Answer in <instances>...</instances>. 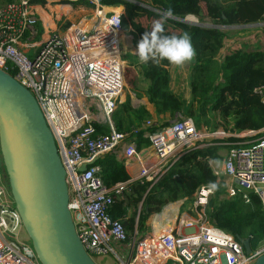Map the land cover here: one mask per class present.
<instances>
[{"label": "built area", "instance_id": "1", "mask_svg": "<svg viewBox=\"0 0 264 264\" xmlns=\"http://www.w3.org/2000/svg\"><path fill=\"white\" fill-rule=\"evenodd\" d=\"M91 2L92 22L68 25L62 31L40 24L41 6L31 0L0 6V70L30 92L52 134L65 170L68 209L85 252L92 260L113 255L118 264H253L264 254V243L246 254L236 238L205 220L212 185L199 186L188 201H180L185 211H177L170 235L141 263L137 255L152 236L136 239L134 229L130 239L122 219L110 216L113 204L125 200L133 183L154 184L186 154L217 146L225 148V154L218 168L209 165L225 185L224 198L249 204V195H254L264 212V136L255 138L264 128L210 131L179 117L161 128L148 120L128 133L117 132L112 115L124 102L126 87L119 47L123 9L112 6L120 11L102 14L100 0ZM38 27L44 32L40 43L35 42ZM253 94L264 104V87ZM101 128L107 132H99ZM139 139L149 145L138 147ZM106 154L129 170L125 182L105 185L93 161ZM83 165L86 169L80 171ZM3 193L0 188V198ZM19 222L17 213L9 216L0 200V264H40L30 245L14 237ZM117 249L127 255L119 256Z\"/></svg>", "mask_w": 264, "mask_h": 264}, {"label": "trees", "instance_id": "2", "mask_svg": "<svg viewBox=\"0 0 264 264\" xmlns=\"http://www.w3.org/2000/svg\"><path fill=\"white\" fill-rule=\"evenodd\" d=\"M16 1L18 0H0V6ZM50 1L31 0V3L44 7L47 3L52 4ZM57 1V4L62 6H53L51 10L64 9L70 12V8L66 6L70 0ZM72 1L82 2V0ZM133 1L145 4L161 14L170 9L172 15L162 23L169 36H180L184 32L190 34L195 50V56L190 61L189 67L191 100L189 104H186L184 99L170 90L168 67L172 64L159 59L142 63L138 57H132V64L137 66L140 81L146 85L144 96L137 93L136 80L130 70L125 71L126 84L137 99L146 100L151 110L149 111L145 105L134 108L127 95L112 115V122L117 132L128 133L132 128L140 127L148 120L161 121L162 124L158 128L168 126V121L163 120L165 115L169 117V120L176 117L189 118L197 128L202 125L206 127L209 125L206 114L208 111L218 113L220 118L229 122L236 132L258 131L264 128V117L260 118L259 124L254 120L256 114L264 113V104L258 95L253 94L254 89L264 87V50L238 49L220 55L228 39L227 32L172 20L192 16L199 21L208 19L213 26L220 28L251 26L259 22L264 23V0ZM100 3L105 6H131L123 0H100ZM111 11L117 13L120 9L113 8ZM49 19V17L44 18L45 25L48 27ZM122 25L125 31L127 28L125 20ZM65 27L68 25H65L63 29ZM219 56L220 59H218ZM215 129L216 127L211 131ZM99 132L105 133L107 130L101 128ZM234 140L228 139V141ZM148 145L147 140H138V147ZM218 153V147L195 149L178 159L156 183H133L130 193L125 195V200H116L113 204L109 211L110 216L114 219H122L125 230L133 233L136 224V230L145 234L148 230L146 222L151 215L162 213L170 204L188 201L199 186L215 185L214 195L207 209L211 225L234 238L248 240L252 251L257 249L264 243V212L260 202L251 194L249 204L243 203L239 198H220L225 196V185L218 181L209 165L211 161L220 159ZM95 165L100 167L99 176L106 186L110 187L128 179L122 164L113 155H104L96 161ZM138 206L141 211L137 214L135 210ZM175 217L172 212L165 224L161 226L156 221V229L150 234L155 241L144 244V248L157 246L163 238L168 237ZM140 255L141 263L145 254Z\"/></svg>", "mask_w": 264, "mask_h": 264}, {"label": "water", "instance_id": "3", "mask_svg": "<svg viewBox=\"0 0 264 264\" xmlns=\"http://www.w3.org/2000/svg\"><path fill=\"white\" fill-rule=\"evenodd\" d=\"M178 21L220 29L189 23L186 18ZM0 158L15 211L37 261L96 264L76 235L68 209L65 170L40 109L30 92L1 70ZM85 169L83 165L80 171ZM236 240L246 254L252 251L248 240ZM253 264H264V254Z\"/></svg>", "mask_w": 264, "mask_h": 264}, {"label": "rangeland", "instance_id": "4", "mask_svg": "<svg viewBox=\"0 0 264 264\" xmlns=\"http://www.w3.org/2000/svg\"><path fill=\"white\" fill-rule=\"evenodd\" d=\"M50 1V0H49ZM75 1V0H74ZM111 1V0H110ZM113 1V0H112ZM124 2H127L128 4H131V6H122V11L121 13L123 14V19L126 22L127 28L125 31H123V34L121 36V41H120V49L121 53L123 52L125 56L122 58H125V71L130 70L132 73L133 78L136 80V91L137 93L140 94V96L143 95L144 90L146 88L145 83L140 81V77L137 74V66L132 64L133 60L131 59L132 57H138L136 55V49H137V44L140 41L141 37L145 32H149L152 29V26L156 22H161L164 23L165 19L168 17H165L163 14L158 12L157 10H152L150 9L147 5L138 3L135 1H128V0H123ZM52 4L47 5L46 7V14L54 20L53 22L50 23V26L53 28H56V30L62 31V28L65 25H77L79 24L78 22L81 21V19H85L87 22H89L90 17L91 19L94 18L93 13H95V5L91 2V0H82L81 3L76 2L74 3L72 0H70L69 4H67V7H70V12H66V10H51L50 8L53 6H61L57 5L56 0L50 1ZM1 4V3H0ZM94 5V6H93ZM132 5H134V8ZM113 9V8H112ZM93 12V13H92ZM107 13V11L102 10V14ZM149 13V14H148ZM45 14V15H46ZM54 15V16H51ZM91 15V16H90ZM90 16V17H89ZM192 17V16H190ZM89 18V19H88ZM195 18V17H194ZM43 20V16H42ZM173 21H178L174 20ZM196 22L201 25L205 26H213V24L210 22L208 19H203L202 21H199L197 18H195ZM44 21V20H43ZM43 21H40V24H43ZM45 27H48L45 25ZM38 34L36 36L35 42L40 43L43 39V34L44 32L41 30L40 27L37 28ZM221 31L227 32L228 34V39L225 42L224 47L220 51V55L223 53H230L233 50H238V49H244V50H256V49H261L264 50V23L259 22L258 24L251 25V26H236L233 28H220ZM170 31V29H169ZM164 34L168 35L167 29H164ZM128 39V40H127ZM122 53V54H123ZM29 58H32L33 55L32 53L27 55ZM220 59V56L218 57ZM189 67H190V61L185 62L182 65H171L168 67V73L170 76V90L184 99L186 101V104H189L191 100V95H190V89H189ZM136 68V70H135ZM125 75V72H124ZM126 87L124 88L123 94H122V100H125V97L129 95L131 99V104H135V106L140 105V99H137L135 94L132 93V91L129 90V87L126 84ZM194 106V105H193ZM136 108V107H135ZM195 108V107H194ZM207 120L209 122L208 126H201L203 128H206L208 130H212L214 127L217 128H222L223 130L226 131V129H231V124L229 122L223 121L218 113H212V112H207ZM264 117V113H259L254 116V120L257 124L260 123V118ZM264 136V133H259L258 135L255 136V138H261ZM219 148V153L218 155L220 156L219 160L214 161L217 166L215 168L219 167L220 161L225 154L226 149L217 146ZM212 164V163H211ZM1 173H2V178H1ZM0 178L3 180L1 182L0 179V188L3 189V191L6 192V194L10 197L8 185H7V180L6 176L4 173L3 165L1 162L0 158ZM224 196L220 197L221 199ZM13 203V202H12ZM176 204V203H175ZM174 204V205H175ZM10 205V204H9ZM174 205H171L174 206ZM178 205V204H177ZM167 209V208H166ZM141 211L140 206L135 210V212L138 214ZM185 211V208L178 209V213H183ZM131 212H133L131 210ZM174 212V210H168V216L166 219L170 216V214ZM15 208L14 205H10L8 207V214L9 216L15 214ZM137 214L135 217V221L137 222ZM175 216L176 213L174 212ZM154 215L151 216L148 219H153ZM149 220V221H151ZM205 220L211 225L209 215L207 214L205 217ZM164 220V224H165ZM173 224V222H172ZM19 228L16 230L14 237L21 242H26L27 244L30 245V242L28 240V237L22 228L20 222H19ZM135 229H136V224H135ZM154 230V229H153ZM151 227H148L147 232L141 233V232H136V239H141V238H146L149 237L150 234L153 232ZM126 234L128 237L133 238V233L129 232L128 230H125ZM31 247V245H30ZM117 248V247H115ZM258 248V247H257ZM117 253L119 256H126L127 254L120 252L117 249ZM136 254V251L133 252V255ZM94 261L96 264H118V261L113 255H108L103 258H94Z\"/></svg>", "mask_w": 264, "mask_h": 264}, {"label": "clouds", "instance_id": "5", "mask_svg": "<svg viewBox=\"0 0 264 264\" xmlns=\"http://www.w3.org/2000/svg\"><path fill=\"white\" fill-rule=\"evenodd\" d=\"M171 16V10L163 14ZM136 55L142 63L149 60H166L173 65H182L191 61L195 56V50L189 33L184 32L180 36L164 34V26L161 22L153 24L151 31L145 32L137 44ZM215 187V185H212Z\"/></svg>", "mask_w": 264, "mask_h": 264}, {"label": "crops", "instance_id": "6", "mask_svg": "<svg viewBox=\"0 0 264 264\" xmlns=\"http://www.w3.org/2000/svg\"><path fill=\"white\" fill-rule=\"evenodd\" d=\"M52 1V0H51ZM87 1V0H86ZM47 5H49V4H47ZM47 5L46 6H41V8H40V10L38 11L39 12V15H40V18L42 19V16H43V20H44V18H50L49 19V21H48V23L50 24L51 22H53L54 20H52V18L50 17V15L48 16V14H46V7H47ZM57 5H59V4H57ZM62 6V5H61ZM67 6V5H66ZM94 6V5H93ZM103 7V11H110L113 7L112 6H105V5H103L102 6ZM70 8V7H69ZM95 8V7H94ZM71 9V8H70ZM93 13V12H92ZM46 14V15H45ZM95 13H93V15H94ZM51 16H54V15H51ZM91 16V15H90ZM89 16V17H90ZM89 19V18H88ZM90 19H91V17H90ZM42 20V21H43ZM92 20H93V18H92ZM43 23H45V20L43 21ZM79 24H82V23H87V21L83 18V19H81V21L80 22H78ZM68 25V24H67ZM62 30H63V28H62ZM57 31H59V30H57ZM121 40V39H120ZM144 95H142V97H143ZM143 106V105H145L146 106V108L150 111L151 109H150V107H149V105L146 103V100L145 99H140V105L139 106ZM132 106L135 108V107H138V106H135V104L133 105L132 104ZM177 118V117H176ZM176 118H174V119H172V120H169V117L167 116V115H165L164 117H163V120L164 121H168V123L170 124V123H172ZM179 118V117H178ZM177 118V119H178ZM155 124H157L158 126H160L162 123H161V121H159V122H157V121H154V120H152ZM143 148V147H142ZM145 148V147H144ZM210 163H212V165H216L214 162H210ZM126 173H127V175L129 176L130 174H129V170H126ZM1 178H2V173H1ZM0 178V179H1ZM129 178V177H128ZM3 180L1 179V182H2ZM3 195L4 196H2L1 198H0V200H1V203H2V206H4L5 208H7L8 209V207L10 206V205H12L13 203H12V199H11V196L9 197L7 194H6V192L4 191V193H3ZM10 204V205H9ZM175 203H173V204H170V205H168L163 211H162V213H160V214H154V218L151 220V219H148L147 220V222H146V226H147V228L148 227H151L152 228V230H153V232L155 231V229H156V227H155V223H156V221L159 223V226H161V225H163L164 224V220L166 221L167 219H166V217L168 216V210H174V212L177 214V211H178V209H181L179 206H180V201H178L175 205H174ZM178 204V205H177ZM171 205H174V206H172L171 207ZM151 216H153V215H151ZM150 216V217H151ZM149 217V218H150ZM149 220H151V221H149ZM19 227H16V229H15V232H16V230L18 229ZM152 232V233H153ZM155 240H152V241H150V242H154ZM150 242H147V243H150ZM147 243H144V244H147ZM144 244H142V246H141V249H140V254L141 253H143V254H145V255H147V253L151 250V248H153L155 245H152V246H150V247H148V248H144ZM144 258H145V256L143 257V260H144Z\"/></svg>", "mask_w": 264, "mask_h": 264}, {"label": "bare ground", "instance_id": "7", "mask_svg": "<svg viewBox=\"0 0 264 264\" xmlns=\"http://www.w3.org/2000/svg\"><path fill=\"white\" fill-rule=\"evenodd\" d=\"M107 12H111V10L107 11ZM186 21L189 22V23H195L196 22L195 18L194 17H190V16L186 17ZM90 22H92V19H90L88 23H90ZM121 55H122V57L124 56L122 53H121ZM121 98H122V95H121ZM172 227H173V225L171 226V229H172ZM140 256H141L140 253H138V255H137L138 260H139Z\"/></svg>", "mask_w": 264, "mask_h": 264}]
</instances>
